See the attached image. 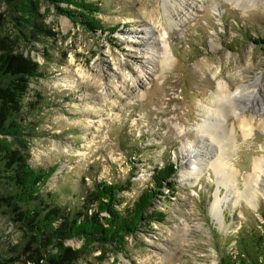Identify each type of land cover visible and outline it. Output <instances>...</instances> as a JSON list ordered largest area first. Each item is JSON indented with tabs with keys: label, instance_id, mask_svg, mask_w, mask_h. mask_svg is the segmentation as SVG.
<instances>
[{
	"label": "rangeland",
	"instance_id": "1",
	"mask_svg": "<svg viewBox=\"0 0 264 264\" xmlns=\"http://www.w3.org/2000/svg\"><path fill=\"white\" fill-rule=\"evenodd\" d=\"M90 1L101 3L106 31L88 30L52 8L46 17L67 59L57 53L44 64L40 45L18 46L48 73L25 99L36 112L29 163L57 169L42 192L66 202L82 179L91 187L131 178L122 198L132 204L156 167L175 164L174 192L164 189L151 209L164 222L128 238L125 253L93 245L84 260L220 264L225 250L235 251L227 237L264 234V178L250 181L255 164L264 162V46L253 42L264 37V0ZM149 38L161 42L151 65ZM221 85L227 95L242 96L218 97ZM209 119L218 135L213 142L202 132ZM190 146L200 147V158L187 157ZM191 162L202 167L193 170ZM216 199L222 204L215 214ZM23 238L0 210V252H12ZM66 244L82 247L79 240Z\"/></svg>",
	"mask_w": 264,
	"mask_h": 264
},
{
	"label": "trees",
	"instance_id": "2",
	"mask_svg": "<svg viewBox=\"0 0 264 264\" xmlns=\"http://www.w3.org/2000/svg\"><path fill=\"white\" fill-rule=\"evenodd\" d=\"M51 8L88 30L106 31L99 20L104 11L98 2L0 0V210L24 233L12 252H0V264H93L84 260L85 250L93 245L125 253L128 238L154 222H164V215L151 209L166 196L164 189L174 192L171 180L178 167L170 163L153 170L150 185L132 204L122 198L132 189L131 178L123 184L94 181L91 187H85L82 179L78 192L66 202L59 201L55 192H42L57 169H36L29 163L28 137L36 112L35 103L25 99L32 82L48 73L18 46L40 45L44 64L55 62L57 53L67 59L55 47L59 32L46 22ZM253 42L264 46V37ZM226 239L227 246L235 242V251L225 250L220 264H264L263 233L253 230ZM70 240L81 241L82 247L68 246Z\"/></svg>",
	"mask_w": 264,
	"mask_h": 264
},
{
	"label": "bare ground",
	"instance_id": "3",
	"mask_svg": "<svg viewBox=\"0 0 264 264\" xmlns=\"http://www.w3.org/2000/svg\"><path fill=\"white\" fill-rule=\"evenodd\" d=\"M165 3H170V1L169 0H166L165 1ZM188 18V17H187ZM150 32H148V34H149ZM147 34V35H148ZM152 42V43H151ZM147 44H148V46H149V49H152V52H151V55H150V57H149V59H148V64L149 65H151L152 63H155V55H154V53L153 52H156V51H158V49L160 48V41H158V40H156V39H154V38H149L148 39V41L146 42ZM152 44V45H151ZM154 49H156V50H154ZM163 54V53H162ZM165 56L166 57H164L165 58V60H168V57H167V54L165 53ZM227 93V88H226V86H224V85H221L220 86V88H219V91H218V97H222V96H224L225 98H227V99H231V98H233V97H239V95L240 94H242V91H237V93L236 94H230L229 93V95H227L226 94ZM242 95H240V97H241ZM223 97V98H224ZM235 99H237V98H235ZM210 120V125H209V130H207L205 127H202V129H203V133L205 134V137L206 138H208V139H210V141H215L217 138H218V135L214 132V123H212V119H209ZM199 148L200 147H194V146H190V149L189 150H186L185 151V153H186V155H187V157H189L190 158V156H192V157H196V158H200V152H199ZM203 150L205 149L204 147L202 148ZM222 153V152H221ZM203 155H205V153L203 152ZM225 157H226V155H225ZM262 163H264V162H259V163H257V164H255L256 166H255V172H254V176L252 175L251 176V180L250 181H252L253 183H257L258 182V179L259 178H264V168L262 169ZM224 164V163H223ZM222 164V162L220 161H218V163H216V166H217V170H220L219 172L221 173V174H223V173H225L224 172V166L225 165H223ZM190 165L193 167V170H200V168L202 167L201 165H200V163H194V162H191L190 163ZM227 172V171H226ZM251 182H249V184H250ZM249 186V185H248ZM248 190V189H247ZM246 194H247V196L249 197V198H251L252 199V193L250 192V191H247L246 192ZM221 204H222V202L220 201V200H218V199H216L215 201H214V203H213V205H212V211L216 214V212H217V209H218V207H220L221 206Z\"/></svg>",
	"mask_w": 264,
	"mask_h": 264
}]
</instances>
